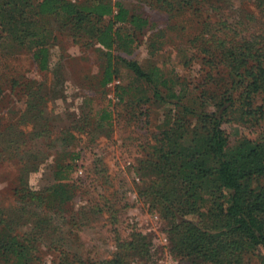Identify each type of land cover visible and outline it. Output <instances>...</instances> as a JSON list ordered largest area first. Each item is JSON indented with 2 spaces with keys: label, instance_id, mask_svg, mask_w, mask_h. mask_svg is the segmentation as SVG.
Wrapping results in <instances>:
<instances>
[{
  "label": "rangeland",
  "instance_id": "1",
  "mask_svg": "<svg viewBox=\"0 0 264 264\" xmlns=\"http://www.w3.org/2000/svg\"><path fill=\"white\" fill-rule=\"evenodd\" d=\"M14 1L35 7L42 0ZM102 1L121 2L149 22L135 32L132 54L112 52L116 79L107 87L108 51L88 30L41 21L51 33L50 69L41 72L29 43L11 33L6 17L19 16H0V235L29 249L26 264H192L174 249L183 219L144 190L181 106L227 110L220 96L233 89L222 54L234 43L264 46V0H213L200 14L177 12L165 0ZM122 60L159 75L149 83ZM246 108H230L224 130L231 140L264 143L263 97L251 106L258 116H246ZM0 264L12 263L0 256ZM240 264L262 263L244 253Z\"/></svg>",
  "mask_w": 264,
  "mask_h": 264
},
{
  "label": "trees",
  "instance_id": "2",
  "mask_svg": "<svg viewBox=\"0 0 264 264\" xmlns=\"http://www.w3.org/2000/svg\"><path fill=\"white\" fill-rule=\"evenodd\" d=\"M165 1H171L166 3L177 12L200 14L202 5L214 8L213 0ZM29 4L0 0V16H19L6 17L15 29L11 33L19 44L29 43L38 69H50L51 33L41 21L59 18L88 30L99 47L108 51L102 79L105 87L116 79L112 52L132 54L137 44L135 32L149 24L147 18L132 13L121 2L91 0L78 6L67 0H42L35 7ZM222 55L231 67L227 78L233 89L220 96L227 110L218 114L208 113L205 107L193 110L181 106V116L171 119L163 131L144 191L151 192L167 213L183 219L174 229L180 238L174 249L179 247L185 258L193 259L192 264H240L244 253H252L264 264V143L249 137L231 140L223 128L228 110L234 106L246 105V116H258L251 106L258 96L264 100V46L254 49L248 43H234ZM122 62L149 83L159 75L157 69L145 72L136 61ZM260 115H264L262 108ZM0 256L12 264H26L30 259L29 249L17 237L1 235Z\"/></svg>",
  "mask_w": 264,
  "mask_h": 264
}]
</instances>
